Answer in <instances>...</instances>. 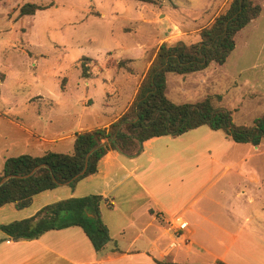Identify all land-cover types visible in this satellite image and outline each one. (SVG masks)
Instances as JSON below:
<instances>
[{"label":"rangeland","instance_id":"obj_1","mask_svg":"<svg viewBox=\"0 0 264 264\" xmlns=\"http://www.w3.org/2000/svg\"><path fill=\"white\" fill-rule=\"evenodd\" d=\"M231 1L0 0V174L2 156L73 150L69 139H58L74 130L84 109L81 100H94L84 119L103 124L120 114L133 101L160 45L199 41L200 30ZM256 2L262 12L237 34L225 64L211 63L181 77L168 74L167 95L174 102L211 97L216 107L232 112L237 125H253L262 117L264 0ZM26 3L47 8L22 15L20 8ZM106 100L111 104L105 106ZM23 123L58 141L27 146L18 127ZM236 146L238 158L252 155L249 165L264 176V141L256 155L252 144ZM257 198L252 208L261 218L264 210L257 206L264 202V194ZM239 228L227 262L264 264V226ZM195 262L214 264L208 257Z\"/></svg>","mask_w":264,"mask_h":264},{"label":"crops","instance_id":"obj_2","mask_svg":"<svg viewBox=\"0 0 264 264\" xmlns=\"http://www.w3.org/2000/svg\"><path fill=\"white\" fill-rule=\"evenodd\" d=\"M107 101L105 106L111 104ZM93 103L81 100L84 109L74 130L58 140L69 139V145L74 146L77 132L109 127L130 106L98 124L84 119ZM18 127L27 146L39 148L44 142L58 141L56 136L45 137L33 124ZM262 143L252 144L255 155ZM236 144L221 130L200 126L179 136L150 138L132 155L109 149L99 160L97 171L74 186L67 182L39 193L24 209L14 204L0 207V224H7L29 218L62 199L102 195L101 219L111 237L105 247L97 251L80 226L19 241L0 230V264H196L205 257L214 264H229L227 255L238 237L235 229L264 226V215L259 218L252 208L257 196L264 194V176L249 165L252 155L238 158ZM7 158L2 156L3 166ZM257 209L264 210V202ZM183 221L186 228L176 233Z\"/></svg>","mask_w":264,"mask_h":264},{"label":"trees","instance_id":"obj_3","mask_svg":"<svg viewBox=\"0 0 264 264\" xmlns=\"http://www.w3.org/2000/svg\"><path fill=\"white\" fill-rule=\"evenodd\" d=\"M45 8L26 3L20 8V14H34L36 10ZM261 12L262 5L256 0H232L224 12L200 30L199 41L191 44L183 40L173 44L162 43L128 109L109 127L77 132L71 152L47 151L39 156L22 154L7 158L0 180L5 176L9 178L0 184V207L14 204L17 209H24L35 195L67 182L74 186L81 178L95 173L99 160L109 149L132 155L153 137L179 136L206 125L212 130H221L237 143H262L264 114L253 125H237L232 112L216 107L211 97L176 103L166 94L168 73L186 75L203 70L211 63L224 64L236 47L238 32L258 18ZM86 161L85 173L74 178L84 169ZM35 167L38 168L28 175ZM103 200V196L97 194L62 199L45 205L29 218L0 224V230L19 241L37 239L50 230L80 226L99 251L111 239L101 219Z\"/></svg>","mask_w":264,"mask_h":264},{"label":"water","instance_id":"obj_4","mask_svg":"<svg viewBox=\"0 0 264 264\" xmlns=\"http://www.w3.org/2000/svg\"><path fill=\"white\" fill-rule=\"evenodd\" d=\"M89 154H90V152L87 154V157H86V158H88ZM86 160H87V159H86ZM87 165H88V163H87V161H86L85 166H84V169H83L78 175H76L74 178H76V177L79 176V175L84 174L85 171H86V169H87ZM37 168H38V167H35V168H34V169H33L28 175L32 174ZM7 178H9V176H5V177H3V178L0 180V184H2ZM68 183H69V182H68Z\"/></svg>","mask_w":264,"mask_h":264},{"label":"built area","instance_id":"obj_5","mask_svg":"<svg viewBox=\"0 0 264 264\" xmlns=\"http://www.w3.org/2000/svg\"><path fill=\"white\" fill-rule=\"evenodd\" d=\"M187 226V222L183 221L177 226L176 233H179L180 230H184ZM174 244V243H173Z\"/></svg>","mask_w":264,"mask_h":264}]
</instances>
